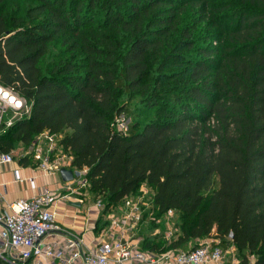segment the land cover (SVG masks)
I'll use <instances>...</instances> for the list:
<instances>
[{"label": "trees", "instance_id": "trees-1", "mask_svg": "<svg viewBox=\"0 0 264 264\" xmlns=\"http://www.w3.org/2000/svg\"><path fill=\"white\" fill-rule=\"evenodd\" d=\"M14 1L0 0V84L30 112L0 153L60 134L103 215L146 185L160 218H182L170 248L140 249L214 235L264 264V0Z\"/></svg>", "mask_w": 264, "mask_h": 264}, {"label": "built area", "instance_id": "built-area-1", "mask_svg": "<svg viewBox=\"0 0 264 264\" xmlns=\"http://www.w3.org/2000/svg\"><path fill=\"white\" fill-rule=\"evenodd\" d=\"M8 112L12 113V118L6 121L4 117ZM29 112L30 104L26 99L0 84V130L16 121L15 116L21 118ZM114 122L118 131L125 133V116L119 115ZM61 138L60 134L44 130L35 137L21 157L35 162V167L44 175L59 173L62 168L70 169L73 178H76L72 180L83 188L87 187V170L71 166L72 157L60 144ZM12 160L11 154L0 153V162ZM58 196L47 187H42L32 198L15 201L8 205V211L0 213V258H5V253H11L23 261L34 259L35 264H42L39 259L46 260L48 264H165L167 261H173L174 264H221L223 261L224 250L219 240H203L188 251L163 253L144 251L133 245L128 233L151 206V193L144 185L138 195L125 197L110 210L107 214L108 227L100 234L96 247L83 249L78 246L73 248L70 255H61L55 242H43L48 232L58 229L55 212L51 210ZM95 205L103 208L100 200L95 201ZM172 213V210H168L165 218ZM68 244L73 246L71 241Z\"/></svg>", "mask_w": 264, "mask_h": 264}, {"label": "crops", "instance_id": "crops-1", "mask_svg": "<svg viewBox=\"0 0 264 264\" xmlns=\"http://www.w3.org/2000/svg\"><path fill=\"white\" fill-rule=\"evenodd\" d=\"M11 118L10 112L4 117L6 121ZM11 156L12 161L0 162V213L8 211L9 204L21 199H30L42 187H47L59 195L51 207V210L55 212L54 218L58 229L48 232L43 242H55L58 251L64 256L70 255L73 248L76 249L78 246L83 249L96 247L99 244L100 234L107 229L109 221L107 214H102V209L95 205L94 200L87 206L89 197L82 192L87 187L83 188L73 180L63 181L60 173L44 175L35 167V162L32 160L27 158L26 163H21L19 157L13 154ZM99 219H101L100 222H98ZM102 221L107 223L104 227ZM129 240L133 245L139 246V243L134 242L132 235ZM70 241L74 247L69 246ZM0 259L8 264H35L36 262L34 259L25 261L17 259L11 253H5V258ZM39 261L42 264H48L44 259ZM165 264L174 263L167 261Z\"/></svg>", "mask_w": 264, "mask_h": 264}, {"label": "rangeland", "instance_id": "rangeland-1", "mask_svg": "<svg viewBox=\"0 0 264 264\" xmlns=\"http://www.w3.org/2000/svg\"><path fill=\"white\" fill-rule=\"evenodd\" d=\"M32 3L33 2H31L30 0H15L12 5L13 7L19 6L21 8L20 11L22 12L29 4ZM132 104H134V101H132ZM18 118L19 116H15V120ZM116 119L117 117H114L112 122L116 121ZM129 120V118L125 117L126 123H128ZM24 150L25 148L19 145L15 148V150L11 151V154L15 155L18 158L23 154ZM144 188H146L149 193H151L150 189L147 188L146 185H144ZM82 192L86 193L89 197V203H87L88 206L93 201V196L89 191V187L87 186V188L83 189ZM181 221L182 218L176 213H172L171 216L166 218L164 216L160 218V216H158L157 213L154 212V209L150 206L143 212L141 219L136 224L135 228L128 233V238H130L132 235L134 242L137 244L139 243V246L142 245L143 242L147 239L151 243H156L157 246L161 248H170L171 244L177 239L180 234V229L177 226L181 223ZM102 222L104 223L105 221ZM105 224L107 223H104V226ZM203 240L210 241L218 239L214 235L210 237L200 238L198 240L189 242V247H197ZM221 247L224 250L223 261L221 264H239V255L234 246L230 244L224 246V244H222Z\"/></svg>", "mask_w": 264, "mask_h": 264}, {"label": "water", "instance_id": "water-1", "mask_svg": "<svg viewBox=\"0 0 264 264\" xmlns=\"http://www.w3.org/2000/svg\"><path fill=\"white\" fill-rule=\"evenodd\" d=\"M59 173L63 181H70L73 179V173L70 169L62 168Z\"/></svg>", "mask_w": 264, "mask_h": 264}]
</instances>
